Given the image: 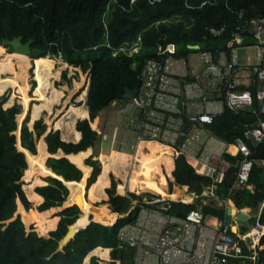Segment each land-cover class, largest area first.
Masks as SVG:
<instances>
[{"label": "trees", "instance_id": "1", "mask_svg": "<svg viewBox=\"0 0 264 264\" xmlns=\"http://www.w3.org/2000/svg\"><path fill=\"white\" fill-rule=\"evenodd\" d=\"M262 17L264 0H0V45H3L5 38L12 39L18 35L24 37V42L33 38L34 58L52 61L62 58L69 65L88 71L92 77L91 89L88 91V109L85 108L88 114L86 119H91L76 123V130L82 134L81 140L78 143L63 141L60 130L52 131L46 138L52 155L61 150L70 156L87 153L96 146L100 135L91 124L95 120L99 124L103 111L114 101L123 99L127 89L140 87L139 71L147 59L155 56L154 52L158 47L174 45L177 57H187L191 54L190 51L202 50L213 56L227 53L232 34L251 20ZM223 28V33L217 37L209 32V29ZM139 37L142 38L140 54L134 57L125 54L114 56V52L122 47L135 46ZM252 38V35H247V41L253 42ZM191 45H199L201 50H191ZM2 48L0 50L4 51ZM63 80L59 86L71 83L67 71L63 72ZM258 87L257 83L249 87L255 97V107L258 106ZM8 100L5 95L0 97V220L3 221L18 212L19 199L29 210L32 209V203L24 189L25 184L21 183L29 164L26 154L17 147L18 137L15 134L19 130L18 116L23 114V107L16 104L5 109L4 105ZM30 120L28 118L24 124L22 143L25 149L37 156L38 144L48 132V126L44 119H40L35 123V131H32L29 128ZM257 123L254 108L236 113L225 105L223 113L217 115L208 127L222 140L234 144ZM248 143L254 152L249 177V184L254 187L253 193L246 189L233 191L244 160L242 153L233 157L230 170L220 184L197 172L186 155L181 153L175 160L173 172L177 185L169 182L164 187L150 178L153 175H143L138 182L137 193L140 195L131 193L124 197L117 194L118 182L114 178L112 188L108 189V202L112 212L122 216L112 225L93 222L80 229L75 239L66 246V252H58L50 260L47 258L57 248L66 225L63 243L72 230L85 220L83 213L80 215L79 204L67 207L58 214L60 220L57 228L49 231L48 237L41 236L36 230L28 231L21 218L7 227L0 223V264H84L87 256L99 247L110 249L111 261L102 262L99 256L94 255L91 264H134L137 249L122 244L119 235L121 228L135 223L142 208L151 207L145 202L152 199L172 200L176 187L179 186L189 187L190 192L195 193L198 198L191 204L174 200L165 203L168 215L185 218L202 207L206 217L215 216L225 221L228 211L226 207L216 209L210 204L202 203L205 194L216 187V194L223 201H231L239 209H251V222L241 229V233L244 234L255 225L258 218L264 225V207L259 214L264 202V167L260 163L264 159V142L254 144L248 139ZM159 150L161 148L157 146L156 154L150 158L147 169L162 173V165H166L170 173L174 169L173 159L158 154ZM93 157H89L86 162L92 169L94 167V174L88 180V187L93 186L87 190L91 189L89 195L94 202H99L108 198L106 189L110 187L111 179L103 190L94 188L104 170L101 160ZM48 167L66 182L76 184L84 178L80 167L65 157L50 158ZM47 182V186L36 189L45 198L39 207L40 211L63 205L70 195L68 186L62 181L49 179ZM161 182L166 185L164 176L161 177ZM135 202L138 204L135 205ZM82 226L85 225L79 228ZM261 244H264V237ZM242 246L244 254H252L247 244L242 243ZM258 258L262 264L264 252H259ZM230 264H252V261L246 258L231 259Z\"/></svg>", "mask_w": 264, "mask_h": 264}, {"label": "built area", "instance_id": "2", "mask_svg": "<svg viewBox=\"0 0 264 264\" xmlns=\"http://www.w3.org/2000/svg\"><path fill=\"white\" fill-rule=\"evenodd\" d=\"M223 31L224 28L209 29L215 37ZM249 34L253 36V42L247 41ZM228 49V59L224 63L218 60L214 62L213 56L206 53L202 57V70L189 75L179 70L184 68L185 60L177 57L174 45L158 47L155 56L147 59L139 71L140 87L137 88L136 98L120 99L124 101L121 108L117 105L120 100L112 104L114 107L111 112L119 110L125 125L122 128L107 119L103 128L94 129L99 133L100 141L113 146L119 144L122 149L127 145L125 136H130L129 143L134 149L147 141L178 145L182 137L184 142L191 143L199 140L196 132L198 126L212 124L221 112L210 107L212 102L219 101L224 108L226 105L236 113L254 108L258 117L257 125L247 130L245 136L239 137L235 143L244 155V160L233 191L247 186L253 166L251 156L254 154L248 139L254 144L264 142V17L253 19L238 28L231 36ZM241 50L247 54L256 50V61L241 64ZM141 51L142 38L139 37L135 46L122 47L114 52V56L125 54L134 57ZM242 71L248 72L253 81L260 84L257 89V107L250 85L245 89L239 88ZM183 88L185 95L187 88V99L183 97ZM189 101L197 107L196 110L181 108ZM110 128H115L112 137L108 131ZM260 163L264 167V159ZM205 175L215 179L218 184L226 178L225 172L213 174L208 171ZM165 203L145 202L151 207L142 208L137 221L126 224L120 230L122 244L137 249L136 264H153V255L159 259L157 264H230L231 259L240 258L249 259L253 264L257 261L256 249L264 237V226L260 222L246 234L235 236L226 225L215 227L208 224L201 209L192 211L185 218H178L165 212L168 209ZM247 239L252 242L247 246L253 253L251 255L244 254L242 243Z\"/></svg>", "mask_w": 264, "mask_h": 264}, {"label": "bare ground", "instance_id": "3", "mask_svg": "<svg viewBox=\"0 0 264 264\" xmlns=\"http://www.w3.org/2000/svg\"><path fill=\"white\" fill-rule=\"evenodd\" d=\"M11 55L12 54H5L4 51L0 50V96L4 95L8 89L12 88L16 90V94H14L10 103H8L7 106L8 107L14 106L13 103L17 98V93L18 94L21 93L24 96L23 103H25L26 106L31 108L32 101H31L30 93L32 87L30 85V80H31L30 69L32 68L33 60L31 57L27 55L18 54L16 56H13L14 59L13 61H11L9 60ZM34 61L37 64L36 74H37V80L39 82V86L35 90V95L37 98L40 99L41 104L35 105L32 116L33 122L31 121L32 126L34 125V123H36L38 119L42 118L41 116L43 112H45L46 110L52 112L54 106L58 105L62 101L64 95V88L59 89L57 87H53L49 77L42 76V74H44L42 73V71L46 70L48 74L54 73L57 79H59L63 71L62 68L66 66V64L62 62L61 66L59 65L60 68H58L57 67L58 64L56 61L45 60V59H34ZM3 74H6V76H3ZM78 85L80 84L78 83ZM84 114H86L85 111ZM25 117H26V113L19 116L21 120H23ZM99 124L97 126H99ZM29 128L33 131V129L30 126ZM39 145H40L41 154L38 157H35L32 153L26 151L28 161L30 163V169L29 171H27L28 174L27 181L29 184L24 187L28 197L37 203L43 202L44 197L40 193H37L35 191V187L43 186L44 183L41 179V176L44 177L51 173V170L47 169L48 166L46 167L45 165L48 158L51 157V154L48 151V145L44 139L39 143ZM151 146H152L151 142H148L146 144L144 142L141 143L139 148V153L136 156L134 162H133L134 158L132 157V155H130L125 151H118L116 149L113 150L111 149L112 151L109 154L105 152L103 155L107 166L106 167L107 172L110 173L111 171H115V174H117L119 177H122V179L127 182V179L130 176L127 167L132 166L134 173L135 172L142 173L144 171L146 161L148 160L151 151ZM143 147L144 148L147 147L148 152H145L143 150ZM85 154L70 155L69 158L71 159L72 163L76 164L79 167L80 166L84 167ZM155 154L156 152L154 151V155ZM88 174L89 173H87L86 176H88ZM85 180H83V182H81L80 185H74L71 182L67 183V185L71 186L73 193L71 194V196L69 195L70 196V198L68 197L69 201L66 200L64 205L70 206L74 204L77 205L79 204L78 206L80 207L81 211L83 209L87 214L88 213L94 214L95 220L109 224L112 223L115 220V216L117 214H108L107 205H104L101 208H97L95 206H92V204L83 201L84 199H83L82 191L84 189ZM106 181H107V174L103 177V182ZM70 184H73L74 186ZM135 185L136 184L134 183L129 184L130 187H134ZM184 198L185 197L183 195V190L177 188L174 196V201L183 200ZM164 201L165 200L162 199H152L147 201V203H157ZM80 205L82 206V208ZM19 208L20 210H18L17 213L22 214L23 219L29 226L32 227V225H36V228L38 229L41 235L46 236L50 230H54L56 228V219H53L51 217V215H53L54 211L56 210L55 208L46 211H40L39 209L36 208H32L28 210L25 204L20 201H19ZM89 222H91V219H89L88 221L85 220L81 221L78 227H75L72 230L69 237L73 235V233L79 228V226L87 225ZM93 254L99 255L100 259L102 260H109L110 249L109 248L104 249L102 247L97 248L87 256L84 264L89 263V256Z\"/></svg>", "mask_w": 264, "mask_h": 264}, {"label": "rangeland", "instance_id": "4", "mask_svg": "<svg viewBox=\"0 0 264 264\" xmlns=\"http://www.w3.org/2000/svg\"><path fill=\"white\" fill-rule=\"evenodd\" d=\"M0 47H3L2 49H4V53L5 54H12L10 56V59H9L11 61H13V59H14L13 56H16L18 54H23V53H18V52L17 53L9 52L12 49L9 48L7 50V48L4 45H0ZM204 47L205 46H203V48ZM256 52H257L256 50H253L251 53L253 54V53H256ZM190 53L191 54H194L196 52L195 51H190ZM199 53L204 54V50H202ZM247 53L248 52H246L245 50H241L240 51V61L241 62H246L247 61V59H246L247 58V56H246ZM32 60H33L32 68L30 69L31 70L30 71L31 72L30 73V75H31L30 85L32 87V90H31V93H30V97H31V101H32L31 108H29L28 106L25 105V103H23L24 102L23 101L24 96L21 93L20 94L17 93V98L15 99V101L13 103L14 106L16 104L22 105V107H23V114L26 113V117L23 120H21L19 118V116H18V121L21 122L20 123V126H19L18 135H20L19 133H20V131L23 128V123L26 122V120L28 118L31 119L30 122H29V126L32 129H33V127H35V125H33V126L31 125L32 122H33V117L32 116H33L34 108H35V105L41 104L40 99L37 98L36 95H35V90L39 86V82L37 80V74H36L37 64H36V62L34 61L33 58H32ZM56 61H57V64H58V66H57L58 68H60L62 62L65 63L66 66H67V68H66V66L64 68H62L63 71H62V73L60 75L61 77H59V79H57V77L55 76L54 73L48 74V72L46 70L45 71L44 70L42 71V73H44V74H42V76L43 77H49V79H50L53 87H57L59 89H63L64 88V95H63L62 101L58 105H55L54 106L52 112H50L49 110H46L45 112H43V114L41 116L42 118H40V119H44L45 123L48 126V130H51L54 127L56 129H59V128L62 127V128L67 129V131L69 133H74V137L77 138V137H79V134H77L75 132V130H74V126H75L76 121L78 122V121H82V120H89V119H91V117H88V119H86L88 114L87 113L84 114V111L87 112L85 108H88L87 107L88 91H89V89H91V79H92V77L89 76L88 71L87 72H84L80 67H75L73 65H68V63H66L64 60H62V58H58V59H56ZM65 71H67V77H68V79H71V83L70 84L65 83V85L59 86L58 84H61V83L64 82V80H63V72H65ZM3 76H6V74H3ZM78 83L80 85H78ZM14 94H16V90H14L12 88L8 89L5 92L4 95L9 98L8 102L4 105V108L5 109H9V108L13 107V106L8 107L7 104L10 103V101H11L12 97L14 96ZM4 95H2L0 97H3ZM81 99H83L84 101L81 100ZM123 104H124V101L120 100L117 105H118L119 108H121L123 106ZM113 107L114 106L111 105L110 107H108L106 109V111H103V113L99 117L100 123H101L102 119L104 121V120H107L109 118L108 116H110L109 114H111V111H112V108ZM111 120L113 122H116V123L123 122V117H122L121 112L118 110V112L114 116L111 117ZM95 121L91 124V126H92L93 129H97L98 130L100 126H97L98 124H96ZM124 125H125V123H122L120 125V127L123 128ZM199 128H200L199 130H200V134H201L200 135V139H202V138L206 139L209 136V134H207V128L206 127H204V129H201V127H199ZM108 131H109L110 136L112 137L113 136V133L115 131V128H113L112 130L109 129ZM61 132H62V136H63L62 138L67 139L68 137H65V135H64L65 132H64L63 129L61 130ZM129 139H130V136H125V140H126L127 145L125 146L124 149H122L119 146V144L118 145H115L114 144V146H113L109 142H101L99 140L98 143H97V145L94 147V150L93 149L92 150H89L86 154L85 153H81V154H85L84 155L85 156L84 161L86 160V158L91 157V156H94L93 157L94 159H100L101 160L102 170H104V172H103V174L101 176H99V178H98L99 180H97L98 182L94 185V188L96 190H98V191L102 190L109 183V181H110V174L112 173L110 187L106 189L107 194H108V189H111L112 188L114 178L118 182L117 188H116V191H117V194L118 195H121V196H124L125 197V196H129L128 194H131V193H134L135 192L136 185L134 187H130L129 184L130 183H134V184L138 183L139 182V177H141V175L136 174V173H130L129 179H127V182H126V181H124L122 179V177H119L117 174H115V171H111L110 173H108L107 170H106V167L107 166H106V162L104 160V155H103L105 152L107 154H109L113 149H116L118 151H125V152H127V153H129L131 155L136 154L138 148L137 149H134L133 147H131L130 146V143H129ZM147 150L148 149L145 147L144 148V151L145 152H148ZM38 153L39 154L37 156L34 155V154L33 155L35 157L40 156V154H41L40 145H39ZM89 155H91V156H89ZM153 155H154V152H152V150H151L150 151V154H149V157H148V160L146 161V165L144 167V171L147 169V165H148L149 159ZM87 160L85 161V163L87 162ZM45 165L47 167V161H46ZM47 169H49V167H47ZM81 169L85 172L84 173L85 174V177H88L89 175H91V173H92V176L94 174V167H93V172H92L91 167H87L86 165H84V167H81ZM127 169L130 172L131 171V166H128ZM87 173H89L88 176H86ZM106 174H107V181L106 182H103V177ZM27 176H28V174H27V171H26L25 172V177H26L25 186L29 184L28 181H27ZM92 176H91V178H92ZM50 177H53L52 172L50 174L44 176V177L41 176V179H42V181L44 183L43 186H47L48 185V182L47 181L50 179ZM91 178H89V179H91ZM81 182H83V180ZM81 182L80 183H77V184H74V185H80ZM174 184H175V181H174ZM70 185H73V184H70ZM38 187H40V186H36L35 187V191H36V189ZM69 187L71 189L70 190V196H71V194L73 192H72L71 186H69ZM91 187H88V183L86 184V180H85L84 189L82 191V195H83V199H84L83 201L84 202L86 201L87 203L92 204V206H95L97 208H101L102 206L107 205L108 214H117V213H114V212L111 211L112 209H111L110 203L108 202L110 200L109 194H108V198L107 199H103L102 201H99V202H94V199H92L91 198V195H89V190H91V189H88L87 190V188H91ZM184 194L188 195V194H191V193L189 192V193H184ZM70 196H69V198H70ZM69 198L67 199L68 201H69ZM28 199L32 203V208H36V209H39L40 205L44 202L43 201L41 203H37V202L31 200L29 197H28ZM169 201H171V200H167L165 202H169ZM177 201H183V200H177ZM75 203H78V202H75ZM62 207H63V205L57 206V207H52V208L48 209V210H51L53 208L56 209L54 211L53 215H51V217L53 219H56V225H57V222H58V220L60 218V216L58 214L63 210ZM81 208H82V206H81ZM19 210H20V208H19ZM82 213H83V215L85 217V221H88L89 219H92L93 217L95 218V215L94 214H92V213H88L87 214L83 209H82V211L80 209V215ZM47 217H49V216H47ZM116 218H117V215L115 216V219ZM32 227L33 228L34 227L36 228V225H32ZM45 237H48V236L46 235ZM91 256H89V263L88 264H91V259H92ZM97 256H99V255H97ZM99 258H100V256H99ZM110 258H111V256H110ZM110 258L107 261H103L101 259L100 260L102 262H110L111 261Z\"/></svg>", "mask_w": 264, "mask_h": 264}, {"label": "crops", "instance_id": "5", "mask_svg": "<svg viewBox=\"0 0 264 264\" xmlns=\"http://www.w3.org/2000/svg\"><path fill=\"white\" fill-rule=\"evenodd\" d=\"M176 50H177V48H176ZM199 50H201V48ZM252 51L253 50L249 51V54L246 55L247 56V58H246L247 61L246 62H241L240 61L241 64H245V63H248V62H254V61H256L257 52L252 54L251 53ZM204 54H206V53H204ZM204 54H201L199 52H196L194 54H189L187 57H178V58H181V59H184L185 60V62H183L184 68L181 67V69H179V70H181L183 73H188L189 75H191L192 73H198V72H200L202 70V68H203V65H204L203 59H202V57L204 56ZM48 57H50V56H48ZM213 59H214V62H216V60H218L221 63H224L228 59V54L227 53H221L220 55L217 54L216 56H213ZM240 75H241L240 76V79H239V88L240 89H245L249 85L250 86H253V85L256 84L255 81H253L252 75L250 76L248 72L242 71L240 73ZM191 82H189V83H191ZM258 85H260V84H258ZM176 90H177V87H176ZM182 93L184 95L183 96L184 99H187V88H186V95H185V88H183V92ZM185 101H187V100H185ZM191 104H192L191 101L186 102L184 106L181 105V108H185L186 110H188V108H191L192 111L193 110H196L197 107H195V106H193ZM210 107L217 108L221 112L224 110V107H223L222 103H220L219 101L212 102L210 104ZM221 112L219 113V115L223 113V112L222 113ZM116 113H117V111H115L113 113L111 112V114H109L110 116H108L109 118L108 117L107 118L111 120V117L114 116ZM38 120H40V119H38ZM105 121L106 120L103 121V119H102L101 123L99 124L100 127L103 128V123ZM123 122H124V119H123ZM123 122H120V123L114 122L115 123L114 125L120 126ZM76 123H77V121H76ZM76 123H75V126H74V130H75V132L77 134H79V137H77V138L74 137V133H69L67 131V129H65V128H62L61 127L59 129H56L54 127V130L55 131H57V130H60L61 131L62 129L64 130V132H65L64 135H65V137H68V138L67 139L62 138L63 136H62V132H61V138H62L63 141L72 142V143H78L81 140V138H82V134L76 130ZM199 127H201V129H204V127L207 128V134H209V136L206 139H204V138L200 139V135L201 134H200V130H199L200 128ZM204 127L203 126H198L196 132L199 135V140L198 141H195V142H191L190 143V142H184V141L181 142V141H179V144L178 145H166V144L165 145H160V143H158L156 141H147V142H144L145 144L148 143V142H151L152 143V146H151L152 152H154V150H155L154 148H156V145L158 147H160L161 150L158 151V154L171 157L173 159V162H174V169L169 173L168 170H167L166 165H162V173L155 172V170H150V169H146L143 173H138V172L137 173L135 172V173L136 174H139L141 176L144 175L146 177H150L151 175H153L150 178L155 179L156 181L160 182V184L162 186L166 187V186H168L169 182L174 183V181H175V178L173 176V172L175 170V160L178 157V155L181 154V153H184L186 155L188 162L193 167H195V169L197 170V172L201 173L202 175H205V173L208 172V171L212 172L213 174L214 173H218V172H225V173H227L230 170V167L232 165L231 160H233L234 159L233 157H236V155H238L240 152H239L237 146L235 145V143L234 144H231V143H228V142L222 140L220 137L216 136L209 129L208 125L207 126H204ZM110 129L112 130L113 128H110ZM49 131L50 130H48V132ZM141 143H143V142H141ZM141 143H140V145H141ZM140 145H139V147L137 149L136 154L132 155V157L134 158L133 159V162L135 161V158H136V156L139 153ZM172 146H174V147H172ZM93 150H94V148H93ZM143 150H144V147H143ZM57 155H58V157H57ZM89 156H91V155H89ZM52 157H54V158H64L65 157V158H67L71 162V160L69 159V155H66L61 150L58 151V153L56 155H52L51 154V157L50 158H52ZM227 157L229 158V160H228ZM50 158H48V160ZM88 158H86V160ZM85 161H84V163H85ZM85 165L88 166L86 163H85ZM80 169H81V167H80ZM92 172H93V169H92ZM83 173H84V171H83ZM130 173H134L132 166H131V171L129 172V175H130ZM91 176H92V173L88 177H85V174H84L83 180L86 178V184L88 183V179L91 178ZM162 176H164L166 178V181H167L166 182V185L162 184V182H161V177ZM207 177H210V176H207ZM210 178H212V177H210ZM110 179H111V176H110ZM128 179H129V177H128ZM175 184L177 185V183H175ZM177 188L183 190V195L185 197L183 199V201L185 203H187V204L193 203L194 200L198 198V196L195 193L190 192L189 187L179 186V187H176V189ZM242 189L249 190L252 193L254 192L253 185H250L249 183H248L247 186H244ZM215 190H216V187L211 192L206 193L205 196L202 198V203L204 205H209L210 204L213 207H215L216 209H221V208L226 207L227 210H228L229 208H235V209L238 210V213L241 212V213H245L246 215H248L249 219L247 221H245L242 225H238L237 224V217L233 218V225H235L236 228H237V234H234V235L235 236H239L240 234H243V233H241V229L244 226H247L251 222V217H252V215H251V209H249V208L239 209L236 206V204H234L233 202H231V201L230 202L223 201L222 199H220L217 196ZM137 191H138V183H136V189H135V192L134 193H137ZM189 192L191 194H188V195L184 194V193H189ZM137 194L140 195V193H137ZM188 198H190V200H188ZM162 200L167 201V199H162ZM172 200H174V198ZM44 201H45V199H44ZM263 207H264V202L261 205L259 214L262 213V208ZM200 209H202V207H200ZM227 218H228V213H227V216H226V220L225 221H222L221 219H219L218 217H215V216H207V223L210 224V225H212V226H215V227H221V226H224V225L228 226V224H227ZM59 220H60V218H59ZM59 220H58V222H59ZM58 222H57V225H58ZM258 222H260V219L259 218L257 219L256 223H258ZM57 225H56V228H57ZM253 226H251L250 229L247 232H249L250 230H252V227ZM247 232H245L244 234H246ZM244 242L247 243L248 246H250L252 244V242H251L250 239H247ZM104 249H106V248H104ZM256 251H257V254L259 252H264V244H261L260 243L257 246ZM136 255H137V250H136ZM136 255H135V258H134V264H136ZM92 256H91V258H92ZM152 259H153L152 260L153 261V264H157L158 261H159V259L157 258V255H153L152 256ZM258 259L259 258H257V261L254 264H260ZM103 261H107V260H103ZM262 264H264V260L262 261Z\"/></svg>", "mask_w": 264, "mask_h": 264}, {"label": "water", "instance_id": "6", "mask_svg": "<svg viewBox=\"0 0 264 264\" xmlns=\"http://www.w3.org/2000/svg\"><path fill=\"white\" fill-rule=\"evenodd\" d=\"M24 37L22 36V35H18V36H15L14 38H12V39H9V38H5L4 39V41H3V45L7 48V50L10 48V49H12V51L13 52H18V53H23V54H25V55H27V56H29V57H32L33 59H34V57H33V55L35 54L33 51H32V45H33V42H34V39L33 38H30L28 41H26V42H24ZM201 48V46H199V45H197V46H189V49H191V50H199ZM263 65H264V61H263ZM91 84H92V79H91ZM136 96H137V88H134V89H127V91H126V93H125V95L123 96V99L124 100H131V99H134V98H136ZM18 123H19V126H20V121H18ZM24 124H25V122L23 123V127H24ZM201 126H205L204 124H202ZM188 127V126H187ZM22 130H23V128H22ZM22 130L20 131V135H18V131L15 133L16 134V136L18 137V144H17V147H18V149L21 151V152H24L25 154H26V151H29V150H27V149H25L24 147H23V143H22ZM33 131H35V127H33ZM52 131H54V128H52L43 138L46 140V138H47V136L52 132ZM42 138V139H43ZM183 140H184V137H182V139H181V142H183ZM42 141V140H41ZM40 141V142H41ZM30 152V151H29ZM33 154V153H32ZM26 156H27V154H26ZM52 158H54V157H52ZM27 161H28V157H27ZM28 164H29V169H30V163H29V161H28ZM47 166H48V161H47ZM29 169H28V171H29ZM52 173H53V171H51ZM82 173H83V171H82ZM53 175H54V177H50V179H55V180H60V181H62L64 184H66L67 185V183H70V182H66L65 180H64V178H60V177H58L57 175H55L54 173H53ZM83 178V177H82ZM25 181H26V178H25V176H24V178L22 179V181H21V183H23V184H25ZM68 186V188H69V185H67ZM69 194H70V188H69ZM68 197H69V195H68ZM67 197V198H68ZM19 201L20 202H22V203H24L21 199H19L18 200V208H19ZM66 201V200H65ZM65 201L63 202V210L64 209H66L67 207H70V206H72V205H70V206H65L64 204H65ZM171 201H173V200H171ZM27 208V207H26ZM28 209V208H27ZM112 211V210H111ZM228 218H227V224H228V227H229V231L230 232H232V233H234V234H237V228H236V226L235 225H233V218H235V217H237V224L238 225H242L245 221H247L248 219H249V217H248V215H246L245 213H238V210L237 209H235V208H229L228 209ZM122 215H120V214H118L117 213V218L115 219V221L114 222H112V223H104V222H101V221H98V220H95V218L93 217L92 219H91V222H89L87 225H85V226H82V227H80L79 229H78V231H77V233L75 234V235H73V236H71V237H67V241H65L64 243L62 242V239L64 238V236H65V234H66V232H67V225H66V231H65V233H64V235L62 236V238L60 239V241H59V243H58V246H57V248L55 249V251L50 255V256H48V258H47V260H50L51 258H52V256L54 255V254H56V253H58V252H62V253H65L66 252V250H65V248H66V246L73 240V239H75V237H76V235L78 234V232H79V230L80 229H82V228H85V227H87L89 224H92L93 222H101V223H103V224H106V225H112V224H114L120 217H121ZM19 218H21L22 220H23V222L25 223V225H26V228H27V230L28 231H34V230H36V231H38V229L37 228H33V227H31V226H29L26 222H25V220L23 219V216H22V214L21 213H17V211H16V213H15V215L13 216V217H11L10 219H8V220H0V223H3V224H5L6 225V227L8 226V225H10L13 221H15V220H17V219H19ZM69 225V224H68ZM39 232V231H38ZM40 234V233H39ZM49 234V232L47 233V236H49L48 235ZM41 235V234H40ZM41 236H45V235H41Z\"/></svg>", "mask_w": 264, "mask_h": 264}, {"label": "flooded vegetation", "instance_id": "7", "mask_svg": "<svg viewBox=\"0 0 264 264\" xmlns=\"http://www.w3.org/2000/svg\"><path fill=\"white\" fill-rule=\"evenodd\" d=\"M12 52H13V51H12ZM13 53H14V52H13ZM41 140H42V139H41ZM41 140H40V141H41ZM39 143H40V142H39ZM38 146H39V144H38ZM149 160H150V159H149ZM148 163H149V162H148ZM147 167H148V165H147ZM40 187H41V186H40Z\"/></svg>", "mask_w": 264, "mask_h": 264}, {"label": "clouds", "instance_id": "8", "mask_svg": "<svg viewBox=\"0 0 264 264\" xmlns=\"http://www.w3.org/2000/svg\"><path fill=\"white\" fill-rule=\"evenodd\" d=\"M34 59H36V58H34Z\"/></svg>", "mask_w": 264, "mask_h": 264}]
</instances>
